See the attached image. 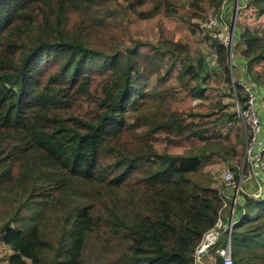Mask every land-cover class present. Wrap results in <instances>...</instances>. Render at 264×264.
<instances>
[{
    "label": "trees",
    "instance_id": "16d2710c",
    "mask_svg": "<svg viewBox=\"0 0 264 264\" xmlns=\"http://www.w3.org/2000/svg\"><path fill=\"white\" fill-rule=\"evenodd\" d=\"M148 1L0 0V194L9 205L2 236L12 250L8 264H196L195 249L222 212L219 190L192 177L212 151L161 152L154 141L227 136L223 129L241 118L248 94L228 76V46L208 31L215 66L201 50L195 65L189 49L167 43L106 54L93 47L92 35L101 24H114L123 6L150 18L163 1L168 14L176 5L151 0V9H137ZM246 7L264 15V0H248ZM237 28L246 45L259 37ZM241 54L253 73L264 46ZM208 65L224 68L238 110L224 99L208 101L200 82ZM159 68L177 73L184 93L177 85L154 86L145 105V84ZM263 146L261 138L257 150ZM73 178L92 188L80 201L64 187ZM240 195L233 264H264V197ZM37 205H51L53 233L36 218ZM228 236L224 232L217 246H225ZM211 251L216 264H224Z\"/></svg>",
    "mask_w": 264,
    "mask_h": 264
},
{
    "label": "rangeland",
    "instance_id": "374dc122",
    "mask_svg": "<svg viewBox=\"0 0 264 264\" xmlns=\"http://www.w3.org/2000/svg\"><path fill=\"white\" fill-rule=\"evenodd\" d=\"M123 5L127 4V0H120ZM163 1V0H157ZM176 3L172 10V14H168L166 7H170L165 1L162 2V10L150 18H142L138 12L130 7H122V13L117 15L114 24L104 23L101 24L98 31L92 35L93 47L102 49L105 54L114 50H120L125 52L128 47L134 44H145L150 46H164L165 43L172 44L175 48H180L181 52L183 48L190 51V60L193 64H198V57L200 50L205 57H209V51L212 48L213 38H209V34L200 30L198 25L200 21L206 19L210 15H216L219 18L220 26L228 25L234 28V42L233 50L229 48V72L233 80H251L256 84L257 89V102L258 112L263 118L262 134L264 133V59L254 64V72L248 73L246 68V60L242 57V49L248 47L249 53L253 54L258 51L260 47L264 46V15L257 17L255 11L252 8H247L248 0H198L195 3H191L189 0H172ZM152 2L149 0L144 4L137 3V9L139 11H147L151 9ZM112 8L120 11L117 2L112 3ZM247 29L249 33L257 31L259 33L258 38H254L248 44H244L242 39L238 38L239 28ZM237 33V34H236ZM255 42V43H254ZM210 59V57H209ZM215 66V65H212ZM231 70V71H230ZM223 70H216L215 67L208 65V69L201 75L200 82L206 90L208 95V101L216 103L224 99L232 107L237 109L238 106L234 101L233 91L229 89L228 85L224 83ZM166 74L165 68L156 69L153 75L149 78V81L145 84V92L147 95V102H151L154 98L157 90H161L167 85H177L181 89L177 73H173L170 76H164ZM162 79L160 83L157 79ZM165 77V78H164ZM205 77L204 80H202ZM258 77V79H256ZM157 78V79H156ZM252 78V79H251ZM231 84V83H230ZM156 86V91L154 90ZM230 90V91H229ZM183 94V89H181ZM221 93V94H220ZM158 96V95H156ZM155 96V97H156ZM246 119L241 116L235 124L228 125L223 129L224 135H214L206 141H195L192 143H183L181 140L175 139L170 141L169 139L160 138L154 141L155 147L161 152H173V153H194L200 151L199 147L204 148L207 152L212 151V156L209 160L206 159L207 155L202 156L203 166L198 173H193L192 177L198 184L204 186H212L219 190V196L221 197V217L225 224L231 222L230 213L233 206V200L235 201L236 194L247 191H253L256 183L250 180L256 178L254 174L257 164L252 162L246 153V131H247ZM263 137V136H262ZM231 170L234 173V180L231 183H227L223 178V171ZM260 170V169H259ZM261 171V170H260ZM264 172L260 177L264 178ZM249 183L246 188V184ZM263 183V181H261ZM262 185V184H261ZM65 188L70 189L72 198L75 201H80L82 194L90 191L91 185L88 181L82 178H73L64 185ZM250 190H247L249 189ZM244 200V198L241 196ZM55 202V201H54ZM53 203V202H52ZM51 203V204H52ZM43 209L37 205L39 214L36 218L45 222L47 231L52 233L56 230L55 225L50 221L54 214L48 209ZM9 205L6 198L0 194V264H8L9 257L12 254L11 248L5 244L2 239L3 225L7 221ZM229 214V215H228ZM219 212L217 214V217ZM26 222L31 223L30 216L26 217ZM244 250H247L244 248ZM212 259L216 262L215 254L211 251ZM206 257V256H205ZM208 261L211 264L209 258H205V262Z\"/></svg>",
    "mask_w": 264,
    "mask_h": 264
},
{
    "label": "built area",
    "instance_id": "2783aa9c",
    "mask_svg": "<svg viewBox=\"0 0 264 264\" xmlns=\"http://www.w3.org/2000/svg\"><path fill=\"white\" fill-rule=\"evenodd\" d=\"M220 25L219 18L216 15H210L206 19L200 21L198 27L200 30L208 31L213 37L220 39V41L232 51L235 30L233 26L231 29L228 25ZM210 64H217L215 52L211 55ZM240 83L244 86L245 91L248 94L247 108L245 110H240L239 108L241 116L246 119L249 131L246 138V153L249 156L252 165L257 164L264 170V146L257 150V145L263 136V122L257 108L258 94L256 85L248 80H242ZM222 176L227 183H231L234 180V173L231 170L223 171ZM232 221L234 222L233 217L231 218V222L227 225L224 223L222 217H219L216 224L204 234L202 240L195 249L194 257L196 264H205V258L210 255L212 249H215L216 253L223 257L224 264H233L232 243L230 242L234 225ZM224 232H227L229 235L227 244L218 247L217 243Z\"/></svg>",
    "mask_w": 264,
    "mask_h": 264
},
{
    "label": "crops",
    "instance_id": "0c3cea01",
    "mask_svg": "<svg viewBox=\"0 0 264 264\" xmlns=\"http://www.w3.org/2000/svg\"><path fill=\"white\" fill-rule=\"evenodd\" d=\"M262 142L264 143V135L262 137ZM254 167H255V165L253 164V168ZM259 169H260L259 167L256 168V170L254 172V174H257V175H255L256 178H253V180H250V182H249L250 185L252 182H254V183H256L257 186H255L253 191H251L250 187H249V189H247V190H250V191L245 192V190H244L243 193L249 194V195H256V196H263L264 197V178L260 177L262 175V172ZM261 181H263V183H261ZM249 183L246 184V188H248L247 186L249 185ZM235 198H236L235 201L233 200V206L230 209L231 210L230 217H233V220H234V216H235L237 202L238 201H240L241 203L244 202V200L241 198V196H239V193L236 194ZM211 255L212 254L210 253V255L207 256V258H209L211 260V264H216V262L214 261V258L212 259L213 256H211ZM205 264H209V262L206 261Z\"/></svg>",
    "mask_w": 264,
    "mask_h": 264
},
{
    "label": "water",
    "instance_id": "95a60500",
    "mask_svg": "<svg viewBox=\"0 0 264 264\" xmlns=\"http://www.w3.org/2000/svg\"><path fill=\"white\" fill-rule=\"evenodd\" d=\"M233 28H235V26L233 27ZM233 222V221H232ZM234 223V222H233ZM230 242L232 243V241H231V237H230Z\"/></svg>",
    "mask_w": 264,
    "mask_h": 264
}]
</instances>
